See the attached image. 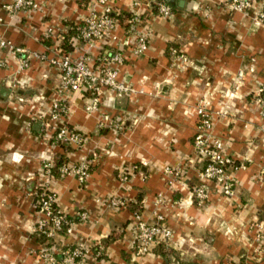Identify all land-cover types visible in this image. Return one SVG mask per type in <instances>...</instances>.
Here are the masks:
<instances>
[{
  "label": "crops",
  "instance_id": "crops-1",
  "mask_svg": "<svg viewBox=\"0 0 264 264\" xmlns=\"http://www.w3.org/2000/svg\"><path fill=\"white\" fill-rule=\"evenodd\" d=\"M168 1L141 2L143 54L121 45L122 26L108 42L124 51L117 80L130 93L102 88L99 109L88 114L83 91L73 92L64 100L65 113L52 120L58 76L48 59L72 26L98 16L102 6L98 0H36L35 11L9 12L14 0H0V35L25 51L0 50V264H42L32 187L41 185L42 162L56 156L69 166L90 161L84 181L67 174L47 182L62 215H85L70 234L54 239L60 251L84 249L77 264H264V116L253 102L264 84V23L252 21L264 0L245 14L232 11L230 0ZM134 3L107 0L116 14L130 12ZM158 4L169 7V19L152 12ZM107 44L75 42L69 55L95 57ZM27 56L24 67L20 59ZM200 102L214 114L211 135L222 141L224 156L243 166L228 171L232 197L210 182L203 204L193 197L202 169L193 147ZM104 116L118 127H100ZM64 126L83 134L84 144H55V131ZM177 169L184 172L180 178L165 174ZM115 198L122 207L111 206ZM129 204L139 206L146 224L162 217L171 236L162 244L167 257L156 245L134 256Z\"/></svg>",
  "mask_w": 264,
  "mask_h": 264
},
{
  "label": "built area",
  "instance_id": "built-area-1",
  "mask_svg": "<svg viewBox=\"0 0 264 264\" xmlns=\"http://www.w3.org/2000/svg\"><path fill=\"white\" fill-rule=\"evenodd\" d=\"M142 0H135L133 8L128 14L131 17L123 23L124 38L123 47L133 52L134 55L143 54L148 48L147 39L139 31V26L142 24V14L140 11ZM102 6L101 13L98 16L88 17L82 21L83 27H78L79 35L74 38L75 42L82 44H90L95 41L114 42L116 32L121 24L112 18V8L107 4V0H98ZM255 0H230V8L232 11L238 13H247L254 7ZM145 5L149 3L145 1ZM259 11L252 16V21L256 24L264 23V4L260 5ZM9 12H17L19 10L35 11L38 9L36 0H14L13 4L6 7ZM119 15V14H116ZM157 17L162 19H169L171 17V10L165 4L157 5ZM81 22V23H82ZM126 27V28H125ZM77 47V46H76ZM107 49L102 53L93 57L89 54H84L82 57L72 58L69 54H64L60 49L48 59L49 65L56 71L58 76V84L56 87L57 100L51 107L52 120H58L62 113H65L64 100L73 92H81L85 94V111L92 114L99 109L100 96L102 88H106L116 95L130 93V89L117 80V68L124 63V51L122 48L113 49L111 45L107 44ZM0 50H6L12 55L24 54L25 51L20 48L12 47L0 35ZM174 53V52H173ZM28 56L21 58V65L26 67ZM182 62H186L185 58H180ZM2 62H0L1 67ZM238 77H241L240 74ZM253 102L261 109V114L264 116V84L260 85L253 94ZM195 116L197 123L195 133L193 136V147L195 151V163H205V168L198 172L199 185L193 191V197L199 204L206 202L208 198L207 184L214 183L219 193L227 198L233 196V182L228 176L230 168H242V165H236L234 161L223 154V143L220 139L213 138L212 127L214 114L208 110L204 102H200L195 107ZM217 115H224V113H217ZM38 119L40 115H36ZM100 127L117 128L113 125L107 116H104ZM86 138L83 134L69 130L66 126L58 128L55 131V144H67L73 146H82ZM54 168L53 161L50 159L42 162L41 168L38 172V177L42 179L40 187L43 193L40 195L33 194L35 200V207L38 214V219L35 221V230L39 239L46 238L54 240L61 230L62 225L66 224L64 216H56L51 210V204L56 202V196L47 188V182L52 178V171ZM90 168V161L84 159L78 165L64 166L60 171V176L67 174H74L80 181H84L88 177ZM167 176L177 179L184 175L183 170L177 169L175 171H165ZM260 174L264 177V163L261 165ZM121 180H126L122 176ZM111 206L122 207L123 204L118 199L110 201ZM79 220H84L85 215H78ZM135 227L132 240V249L136 250L134 256H142L149 252L156 244L162 242L166 243L170 240V232L161 225L162 217L156 216V223L146 224L139 215H134ZM74 224H69L66 233L72 232ZM48 247L50 242L42 244V252L40 253L42 264H58L56 255H63V264H77L82 263L86 252L80 247H73L72 251L62 252L57 250L55 246ZM78 260V262L76 261Z\"/></svg>",
  "mask_w": 264,
  "mask_h": 264
},
{
  "label": "trees",
  "instance_id": "trees-1",
  "mask_svg": "<svg viewBox=\"0 0 264 264\" xmlns=\"http://www.w3.org/2000/svg\"><path fill=\"white\" fill-rule=\"evenodd\" d=\"M153 9H154V5L152 6L151 10L153 13H156L157 8H155V10H154L155 12L153 11ZM111 17L116 19L119 22V24H121V26H123V23L126 20H128L131 17V15L128 13H119V15H116V13L113 12ZM83 26H84V23L82 22L78 27H83ZM78 27L72 26V29L67 34L64 35L63 40H62V44L60 45V49L64 54H69L73 51L74 46H73V43H70V40L72 38H77V36L79 35V32L77 30ZM68 129L72 130L70 128H68ZM54 139H55V134H54L53 140ZM53 164H54V168L52 171V177L55 175L60 176L59 170L64 166H68L66 159L62 156H56V158H54V160H53ZM199 164L202 166L201 170H203L205 168V163H199ZM32 189H33L32 190L33 194H36V195L40 194L41 195L43 193L42 189L40 187H38L37 185H35V186L33 185ZM128 207L132 209L134 215H139V216L141 215V212H140L141 210L139 209V206L137 204H133V205L129 204ZM51 210H52L53 214L56 216H60V215L64 216V215L59 213L56 202H53L51 204ZM64 217L66 220V224L62 225L61 230L57 232L58 235H66L67 234L66 229L69 226V224H76L78 221H80L79 218H78V220H73L67 216H64ZM39 241L42 244H44V242H50L48 244V247H50L52 239L42 238V239H39ZM162 244H164V243L160 242V243L156 244V246H157L156 252L158 253V255H160L162 257H167L168 252L164 249ZM72 250H73V247H69L66 250L65 249L62 250V252H65V251L67 252V251H72ZM151 250H149V252H151ZM132 253L135 255L136 250L132 249ZM55 259H56L58 264H63L64 256L63 255H56ZM76 261L78 262V260H76Z\"/></svg>",
  "mask_w": 264,
  "mask_h": 264
},
{
  "label": "rangeland",
  "instance_id": "rangeland-1",
  "mask_svg": "<svg viewBox=\"0 0 264 264\" xmlns=\"http://www.w3.org/2000/svg\"><path fill=\"white\" fill-rule=\"evenodd\" d=\"M54 239H55V237H54ZM52 241H53V242H52V245L55 246V244H54V240H52ZM56 249L58 250L59 248H56Z\"/></svg>",
  "mask_w": 264,
  "mask_h": 264
},
{
  "label": "water",
  "instance_id": "water-1",
  "mask_svg": "<svg viewBox=\"0 0 264 264\" xmlns=\"http://www.w3.org/2000/svg\"><path fill=\"white\" fill-rule=\"evenodd\" d=\"M168 2H171V0H169Z\"/></svg>",
  "mask_w": 264,
  "mask_h": 264
}]
</instances>
